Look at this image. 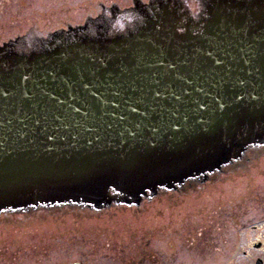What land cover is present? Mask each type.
Instances as JSON below:
<instances>
[{
	"label": "water",
	"instance_id": "1",
	"mask_svg": "<svg viewBox=\"0 0 264 264\" xmlns=\"http://www.w3.org/2000/svg\"><path fill=\"white\" fill-rule=\"evenodd\" d=\"M209 9L0 57V215L137 207L264 147V22Z\"/></svg>",
	"mask_w": 264,
	"mask_h": 264
},
{
	"label": "flooded vegetation",
	"instance_id": "2",
	"mask_svg": "<svg viewBox=\"0 0 264 264\" xmlns=\"http://www.w3.org/2000/svg\"><path fill=\"white\" fill-rule=\"evenodd\" d=\"M235 3L264 8V0H0V57L40 53L80 37L124 35L163 21L172 22L179 33L194 34L195 26L208 18L210 7ZM259 154H264V147L252 149L249 156L206 178L173 189L160 188L143 197L137 207L109 206L88 212L93 215L96 236L114 240L113 249L103 252H116L107 256L113 264H264V216L257 214L256 206L243 203L258 201L256 192L243 191L242 186L217 194L212 190L224 175L233 181L231 172ZM202 186H211L207 196L186 194ZM153 204L160 208L147 215ZM63 207L47 209L52 213ZM66 208L74 213L79 209ZM148 217L158 223L151 238L141 236L130 243L126 235L132 232L122 230L123 225L130 220L137 227ZM94 253L98 258L97 247Z\"/></svg>",
	"mask_w": 264,
	"mask_h": 264
},
{
	"label": "rangeland",
	"instance_id": "3",
	"mask_svg": "<svg viewBox=\"0 0 264 264\" xmlns=\"http://www.w3.org/2000/svg\"><path fill=\"white\" fill-rule=\"evenodd\" d=\"M256 157L231 172L234 177L233 181L228 182L230 177L226 178L224 175L219 179L221 182L218 188L212 185V190L217 194L222 190H238L242 186L243 191H254L256 197L259 198L258 201L257 199H246L243 203L256 206L257 214L264 216V154ZM210 187H198L192 189V193L186 194L196 197L195 195L203 192L207 196ZM203 194L200 195L203 196ZM152 206H154L152 212L141 213L144 216L145 213L147 215L156 214L160 206L158 208L156 204ZM131 216L130 219H133L134 216ZM93 219L91 213L86 211L74 213L71 208H64L59 212L49 214L43 211L2 214L0 215V264H113L114 260L107 256H112L116 252L107 253L106 251L104 253L103 250L107 248L112 250L114 240H108L110 237L96 236ZM149 219L150 217L145 221L146 225L141 222L136 227L130 220H127L129 224L123 225L122 230L129 229L132 232L129 236L126 235L130 243L138 242L141 236L151 238L150 233L158 223L154 219L150 221ZM96 247L100 253L98 258L94 253Z\"/></svg>",
	"mask_w": 264,
	"mask_h": 264
},
{
	"label": "snow or ice",
	"instance_id": "4",
	"mask_svg": "<svg viewBox=\"0 0 264 264\" xmlns=\"http://www.w3.org/2000/svg\"><path fill=\"white\" fill-rule=\"evenodd\" d=\"M218 8L225 9L231 22L241 29H251L259 26L262 22H264V9L260 10L257 13L254 12L249 6H245L240 3L220 4ZM154 27L156 30H159L162 25L157 24ZM205 55L210 57L212 54L210 52H206ZM99 56V63L101 64V66H103L106 60L105 52H100ZM216 63H219V61H216ZM25 79H27V77H25ZM0 94L7 95V93L3 92L2 90H0ZM236 99H240V97L237 96ZM220 107L223 108L224 104L221 103ZM133 111L135 110L133 109Z\"/></svg>",
	"mask_w": 264,
	"mask_h": 264
},
{
	"label": "bare ground",
	"instance_id": "5",
	"mask_svg": "<svg viewBox=\"0 0 264 264\" xmlns=\"http://www.w3.org/2000/svg\"><path fill=\"white\" fill-rule=\"evenodd\" d=\"M38 231H40V230H38Z\"/></svg>",
	"mask_w": 264,
	"mask_h": 264
}]
</instances>
